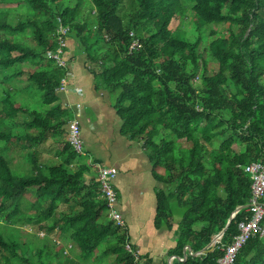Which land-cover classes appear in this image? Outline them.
<instances>
[{"label":"trees","instance_id":"16d2710c","mask_svg":"<svg viewBox=\"0 0 264 264\" xmlns=\"http://www.w3.org/2000/svg\"><path fill=\"white\" fill-rule=\"evenodd\" d=\"M10 1L0 0V228L43 222L45 232L27 258L32 240L0 229V264H155L135 253L125 227L107 217L99 184L84 182L88 166L67 135L60 137L69 120L58 96L66 69L46 56L59 46V26L69 28L65 54L69 36L95 89L111 95L122 134L148 157L159 182L154 225L177 224L178 239L167 251L172 264H215L219 244L230 243L249 217L247 208L238 211L212 248L236 207L249 201L243 167L264 162V0H24L29 12L16 21L8 20ZM176 16L195 26L194 42L174 35ZM207 25L205 59L199 45ZM27 61L37 69L6 71ZM19 77L38 90V105L23 95L29 85L14 86ZM217 136L222 141L207 152L204 143ZM57 137V150L47 154V141ZM15 152L27 173L14 174ZM25 197L32 214L21 208ZM72 246L76 254L68 253ZM235 264H264V238L249 239Z\"/></svg>","mask_w":264,"mask_h":264},{"label":"crops","instance_id":"0c3cea01","mask_svg":"<svg viewBox=\"0 0 264 264\" xmlns=\"http://www.w3.org/2000/svg\"><path fill=\"white\" fill-rule=\"evenodd\" d=\"M70 73L63 90H58L59 103L66 110V117L77 118L81 125L84 154L81 162L88 166L84 180L93 181L94 169L89 160L117 169L113 180L129 243L136 246L138 255L147 256L156 264L169 261L167 251L178 239L177 224L169 229L156 228L154 217L157 206L156 190L159 187L150 162L141 144L121 132L122 120L113 107L111 95L106 90H96L94 75L85 64V56L68 36V51L65 54ZM23 88V87H21ZM60 137H66L67 126ZM49 139L46 150H57V140ZM47 155V154H46ZM88 159V161L86 160Z\"/></svg>","mask_w":264,"mask_h":264},{"label":"built area","instance_id":"2783aa9c","mask_svg":"<svg viewBox=\"0 0 264 264\" xmlns=\"http://www.w3.org/2000/svg\"><path fill=\"white\" fill-rule=\"evenodd\" d=\"M69 28L59 26L57 28V40L59 46L46 53L48 58L55 61L58 67L66 69L68 62L64 55L66 43V33ZM70 73L66 70L65 75L60 79L58 90H63ZM67 140L73 150L79 154H84V143L81 136V125L77 118H72L67 122ZM89 166L94 169L93 181L99 184L100 197L107 203V217L119 227H125L124 220L117 208L118 197L114 189L113 180L117 174V169L112 166H104L95 161L89 160ZM244 172L250 180V196L247 203L249 217L238 223V232L233 235L230 243H220L218 248L222 255L217 258L215 264H235L236 257L240 249L253 237L264 238V162L251 161L244 165ZM92 182V181H91ZM43 235V232H41ZM59 243V241H56ZM127 249L129 245H126ZM135 253H137L135 251Z\"/></svg>","mask_w":264,"mask_h":264},{"label":"rangeland","instance_id":"374dc122","mask_svg":"<svg viewBox=\"0 0 264 264\" xmlns=\"http://www.w3.org/2000/svg\"><path fill=\"white\" fill-rule=\"evenodd\" d=\"M8 4V3H7ZM188 6H190V3L187 4ZM3 4H0V9H2ZM7 8H10L9 12H8V20L10 21H16L19 17L28 14L29 12V7L27 6V4L24 3V0H12L9 2V5L7 6ZM171 26H172V32H174V35L177 36L178 38L184 39L186 41H190V42H194L198 36V31H196L195 26L192 24V22H189V18L188 16L185 17H181V16H176L174 19H172L171 22ZM210 26L211 25H207L202 29V37H201V42L199 45V51L202 53L203 57L205 59L208 58V52L206 51L205 47L207 46V44L209 43V41L211 40V36L209 35V30H210ZM221 33V31H220ZM72 36V35H71ZM23 39L31 46L36 44L35 39L32 36H22ZM21 65L20 67L16 66L14 68H9L6 71L11 72V71H29V70H35L37 69L36 65L30 63V62H25V63H21L19 64ZM210 67L214 70L216 68L215 64H213L212 62H210ZM199 76V75H198ZM195 76L194 82H196L197 85H200V77ZM23 77H19L17 78L14 82H12L14 84V86L18 89H21V87H25L28 86L29 84H27V82L25 80H23ZM7 84L11 83L10 80L6 81ZM0 88H2L0 86ZM22 97L23 95L25 97H28L29 100L28 102L32 101L33 103L37 104L40 102V98H39V92L38 90H36L35 88L31 87V85H29L28 89H25V91H23V95L20 94ZM18 97H21V96ZM44 110V108H43ZM223 139V137L217 136L214 137L209 143H204L205 145V149L208 152L209 150H211L213 147H216L218 145L219 142H221ZM3 150V149H2ZM4 151H8V149H5ZM47 154H49L48 152H46ZM12 155V164L11 167L13 169L14 174L16 175H21L24 173H27V164L24 162V160L22 159V154L19 152H15ZM47 156V155H45ZM88 161V159H86ZM26 166H25V165ZM74 167V166H72ZM88 182V178L86 180H84V182ZM30 197H25V199L23 200V202L21 203V208L25 211H27L28 213L32 214L33 210L30 209L31 207V203H30ZM63 207V206H62ZM175 219H177V216H174ZM43 222H40V224H42ZM40 224H27L26 222H22L19 223L16 226H13V228L10 227L11 226H2L0 229L3 232L4 236L6 237L8 234H10V232H12L15 235H22V238H27L29 240H32L31 243L33 246H31V251L29 250L26 253V257L30 258L32 257L33 253L35 252V245H39V238L42 236L41 232H44L45 230L39 229V225ZM18 229H21V231H16ZM53 237H55V232L51 233L49 235V238L51 241H53ZM23 240V239H22ZM57 240H59V242H61L62 244H64L66 247L70 244L69 241L67 239H63V238H58ZM70 251H73V253H77V247L76 246H72L70 249H68V253H70ZM76 260H78V258H75ZM16 264H19L18 262ZM104 264V263H102Z\"/></svg>","mask_w":264,"mask_h":264},{"label":"water","instance_id":"95a60500","mask_svg":"<svg viewBox=\"0 0 264 264\" xmlns=\"http://www.w3.org/2000/svg\"><path fill=\"white\" fill-rule=\"evenodd\" d=\"M244 208H247V204H245V205H239V206L236 207V209L234 210V212L232 213V215H231L230 218L228 219V221H227L225 227L222 229V231H221L219 234L215 235V236L212 238V248L214 247L215 243H216L217 241H219V240L223 237L226 228L228 227L230 221L234 218V216L236 215V213H237L238 211L244 209ZM186 249L188 250V252L191 251V248H190L189 246H187ZM174 258H175V257H170V259H169V261H168L169 264H172V261H173Z\"/></svg>","mask_w":264,"mask_h":264}]
</instances>
